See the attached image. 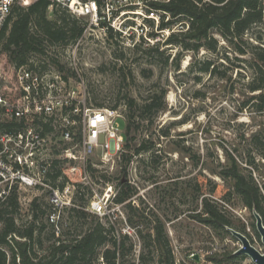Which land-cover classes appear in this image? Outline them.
<instances>
[{"label": "rangeland", "instance_id": "1", "mask_svg": "<svg viewBox=\"0 0 264 264\" xmlns=\"http://www.w3.org/2000/svg\"><path fill=\"white\" fill-rule=\"evenodd\" d=\"M55 7L60 6H48L49 19L53 18ZM181 27L180 21L165 31H158L153 25L150 30L160 32L158 39L137 40L135 44L141 45L138 50L127 41L126 34L121 37L114 32L89 29L74 43L49 46V57L31 56L35 68L24 66L37 71L44 82L57 75L62 77L65 95L75 91L72 99L75 108L77 100L85 96L88 108L117 109L127 121L130 98L141 104L152 94L160 96L162 91L165 94L162 96L164 108L153 116L152 123L144 119L129 133L133 138L129 142L132 152L142 139L150 140V149L134 155L129 163L123 161L122 155L115 162L102 163L97 148L88 158L92 169L87 167L86 174L80 170L78 160L64 158L63 150L72 143H63L60 130L53 125L56 118L51 116L52 125L43 132L46 145L34 165L25 170L35 183H20L11 173L7 176L12 192L17 194L16 216L23 227L31 221L35 201L39 206V220L46 219L50 213L54 219L62 218L64 229L75 226L79 229L77 225L82 220L71 217L69 208L76 184H83L93 192L89 212L102 216L118 240L124 241L125 247L131 246L127 262L164 264L154 233V226L161 223L173 264H252L247 255L237 253L241 241L232 232L238 231L254 246L263 247L254 210L242 203L233 181L222 177L221 170L233 159L240 171L251 175L259 186L264 184V102L259 97L260 90H250L252 82H258L251 45L260 44L255 36L264 40V23L253 24L235 43L214 30L216 48L201 47L196 52L164 44L168 35ZM158 43V52L149 49ZM177 55L180 57L178 69L173 65ZM4 59L0 55V77ZM208 61L214 66L212 71L202 69ZM8 79H4L5 86L0 91L10 95ZM78 115L76 109L73 116L78 118ZM5 119L0 112V121ZM41 127L45 130V126ZM53 160L58 161V169L70 175L62 191L52 187L43 170ZM123 182L130 185L131 194L124 202L115 203L114 194ZM226 190L231 193L227 195ZM55 192L62 200L57 206ZM81 193L84 201L88 193L84 189ZM204 196L217 202L231 225L217 230L195 217L198 212L202 217L206 215L202 207ZM92 200H102L100 213L92 211ZM41 209L45 210L44 214L40 213ZM91 218L95 217L89 216L87 220ZM261 220L264 224V218ZM107 247H111L110 243L98 249L95 264H104L101 254Z\"/></svg>", "mask_w": 264, "mask_h": 264}, {"label": "trees", "instance_id": "2", "mask_svg": "<svg viewBox=\"0 0 264 264\" xmlns=\"http://www.w3.org/2000/svg\"><path fill=\"white\" fill-rule=\"evenodd\" d=\"M50 4L49 0H37L28 6L15 5L0 32V55L5 56L1 67L0 87L5 86L4 79L9 77L6 85L11 93L21 95V90L15 86L17 67L28 64L35 68L34 60L31 59L32 55L49 57L47 52L49 46L74 43L83 32V20L62 7H55L54 16L49 19L47 9ZM165 7L170 18L160 27L172 28L178 21L181 22L182 27L180 30L172 31L164 44L178 45L182 50L194 52L201 47L211 50L216 48L214 30L228 41L235 43L253 24L264 23V0H170ZM255 39L260 42V44L251 45L254 48L253 66L256 73L255 79L257 78L258 82L253 81L254 84H251L250 90H260L259 97L264 102V40L260 41V36H255ZM140 46L135 44L134 49L138 50ZM158 46L159 43L149 49L158 52ZM240 51L244 53L243 49ZM169 57L170 54L166 58L167 61ZM52 60L58 61L55 58ZM179 60V55L173 58L176 69L179 68ZM211 65L212 63L208 61L202 69L212 71L214 66L212 65L211 68ZM60 68L62 69L61 66ZM164 94L165 91H162L160 96L152 94L149 100L141 104H136L133 98L128 100L130 113L125 124L124 150L126 152L123 150L121 153L123 161L129 163L134 155L150 149V140L142 139L132 152L129 142L133 138L129 137V133L133 126L138 128L140 121L144 119H149L152 123L153 116L164 108L162 101ZM133 107L135 110H132ZM8 126L11 127L12 124ZM57 164L58 161H55L46 176L49 177L54 189L62 191L70 175L65 170L58 169ZM88 169H92L90 164ZM221 175L233 181L232 186L242 203L247 208L255 210L263 219L264 184L259 186L251 175L240 171L233 159L221 170ZM122 186L119 190L117 189L113 197L115 203L124 202L131 194L130 185L127 182H123ZM215 187L220 186L215 185ZM83 189L88 193L84 201L81 196ZM74 190L75 196L70 202L69 212L71 217L82 220L77 225L79 229H76V226L69 227L68 230L64 229L62 218L59 220L58 216L54 219L50 217V213L46 219L39 220L37 212L39 206L35 201L32 204L31 221L28 226L23 227L16 216L19 202L15 191L0 203V264H95L99 254L98 249L107 243H110L111 247L102 251L101 258L104 264H136L135 261H125L131 246L125 247L124 241L118 240L112 233V227L106 221H102V216L89 212L92 190L83 184H76ZM225 193L229 195L231 192L226 190ZM200 194L203 192L201 191ZM224 198L227 199L226 196H223ZM202 207L206 215L202 217L198 212L195 217L206 225L217 230L231 225L217 202H211L204 196ZM40 213L44 214L45 210L41 209ZM89 216L95 218L87 220ZM154 233L155 241L162 251L161 260L164 264H173V256L161 223L154 226Z\"/></svg>", "mask_w": 264, "mask_h": 264}, {"label": "built area", "instance_id": "3", "mask_svg": "<svg viewBox=\"0 0 264 264\" xmlns=\"http://www.w3.org/2000/svg\"><path fill=\"white\" fill-rule=\"evenodd\" d=\"M35 1L37 0H0V32L15 5L28 6ZM49 1L83 20V32L79 39L89 29H100L107 33L114 32L121 37L126 34L125 38L132 44L141 38L153 42L158 39V31L168 28L160 25L168 22L170 18L165 7L170 0ZM153 25L156 29L159 28L157 32L150 30ZM15 76V86L21 90V95H7L0 91V112L7 117L0 121V203L13 190L8 182V173L20 179V183H35L33 177L25 174V170L34 165L46 145L43 132L50 129L51 120L53 121L51 116L56 118L53 125L60 130L63 143H72L63 150L64 158L69 161L78 160L84 174L87 171L88 158L97 148L100 149L102 163L120 159L125 145L126 119L117 109H90L85 104V96L77 100L75 108L72 101L75 91H69L65 95L66 84L58 75L49 82H44L37 71L21 65L16 68ZM76 109L78 118L73 116ZM35 121L45 126V130L40 124L36 125ZM9 124L12 126L9 127ZM55 161L43 166L45 175ZM107 190H111V187ZM60 202L62 200L55 192L54 205L57 206ZM102 207V200L91 201L92 211L100 213ZM254 247L263 253L264 246ZM251 260L252 264H256Z\"/></svg>", "mask_w": 264, "mask_h": 264}, {"label": "water", "instance_id": "4", "mask_svg": "<svg viewBox=\"0 0 264 264\" xmlns=\"http://www.w3.org/2000/svg\"><path fill=\"white\" fill-rule=\"evenodd\" d=\"M254 216L256 218V229L261 236V241L264 244V225L261 220V216L254 210ZM233 235L241 241V246L237 250L238 254H245L250 257L256 264H264V251L260 253L254 246H252L248 238L238 232L233 231ZM195 259L198 260V255H195Z\"/></svg>", "mask_w": 264, "mask_h": 264}]
</instances>
